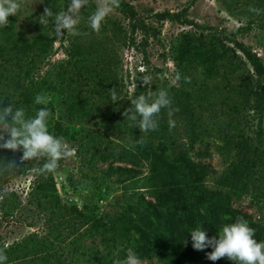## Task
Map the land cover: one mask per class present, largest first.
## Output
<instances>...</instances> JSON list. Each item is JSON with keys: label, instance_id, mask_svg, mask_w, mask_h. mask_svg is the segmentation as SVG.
Wrapping results in <instances>:
<instances>
[{"label": "rangeland", "instance_id": "374dc122", "mask_svg": "<svg viewBox=\"0 0 264 264\" xmlns=\"http://www.w3.org/2000/svg\"><path fill=\"white\" fill-rule=\"evenodd\" d=\"M45 2L17 0V15L9 17L8 26L0 27V49L7 59L4 73L22 83L46 84V103L25 109L26 115L46 107L48 126L59 122L74 137L63 139L69 155L53 172L41 171L46 157L22 161V152L7 149L0 155V202L10 195V208L17 204L10 214L0 211V251L19 244L31 246L34 240L73 264H99L92 250L97 258L116 255L122 246L114 249L105 241L107 235L75 231L73 221L59 216L56 202L85 207L103 217L124 212L130 194L155 204L142 180L175 169L176 146L194 163L209 168L203 184L213 192L225 190L220 180L230 174L240 154L257 162L247 193L234 198L232 206L264 224V115L254 113L239 93L251 67L236 43L225 41L244 61L236 59L232 64L220 56L221 49L213 55L209 51L210 42L227 36L264 61V0H115L116 6L98 31L91 27L90 17L101 4L112 5L113 0H79V7L76 0H58L61 15L72 17L74 25L64 29L46 54L19 51L39 37H53L48 14L43 16ZM190 48L196 53L191 55ZM104 66L109 70H102L99 78L95 70ZM136 73L141 74L140 85L133 79ZM108 75L115 82L110 92L103 83L111 82L104 80ZM145 77L148 85L143 84ZM4 89L13 94V89ZM160 90L168 91L171 107L157 115L156 130L141 132L125 112L132 99L154 97ZM12 100L16 98L3 103L14 105ZM90 132L104 140L98 150L107 160L94 155L96 144L87 139ZM146 147L151 150L150 160L132 157V152ZM116 168L132 172L123 175ZM49 181L56 192L39 193V183ZM33 256L10 264H40ZM55 259L48 264H55ZM136 264L162 263L153 258L136 260Z\"/></svg>", "mask_w": 264, "mask_h": 264}, {"label": "trees", "instance_id": "16d2710c", "mask_svg": "<svg viewBox=\"0 0 264 264\" xmlns=\"http://www.w3.org/2000/svg\"><path fill=\"white\" fill-rule=\"evenodd\" d=\"M45 7L48 10L47 25L53 33V37L51 39L46 35L39 37L31 45L27 44L25 47L20 48L19 51L24 53L34 51L38 52L39 56L46 54L53 43L64 32L62 30L58 33L56 30V17L61 15L58 0H46ZM241 31L242 28L237 29L233 36H236ZM225 41L236 43V47L245 61ZM209 45L211 46L209 51L212 55L213 52L214 54L218 53L216 49H221L220 56L230 61V63L233 64L236 59H240L251 67L249 75L241 80L239 93L246 103L250 105L254 113L263 116L264 61L246 48L242 42H237L227 36H222L217 43L210 42ZM189 50L191 55L196 53L191 48ZM76 51H80L79 48ZM16 57H19L18 54H16ZM6 62L4 50L0 49L1 106L6 107V104L3 103L4 99L16 98V100H12L16 101L15 103L13 102L14 107H22L27 110L34 109L35 96L44 97L48 94V88H45L46 84L35 83L32 80H27L29 83L25 81L22 83L20 79L6 76L4 73ZM105 68L109 70V68L104 66L100 70L96 69L95 74L101 78L102 70ZM29 74L30 72L27 71L26 75L29 76ZM140 75L136 73L133 76L138 85L141 83ZM108 79H111V82L103 81L106 92L112 91L115 84L109 75L104 78V80ZM25 84H28V86ZM4 88L13 89V94H7ZM107 96L110 95L108 94ZM59 106L58 104L56 107ZM53 109H55V106ZM48 127L52 134L62 139L74 137V133L69 129H64L59 122H56L52 127ZM87 139L90 143L96 144L94 155L99 156L104 161L107 160L104 152L98 150L104 140L98 138L92 132L88 133ZM177 151L179 156L175 159V169L167 170L166 175L161 174L157 178L149 176L142 180L144 185L151 190L156 201L155 204L147 202L142 196L130 194L126 197L128 205L124 212L103 217L85 207L79 208L76 205L69 206L61 204L60 201L56 202L57 207H59V216L61 218L67 216L68 220L73 221L71 227L75 231L80 232L84 229V231L87 230L100 236L107 235L109 238L105 237V241L112 245L114 249L118 245L122 246V249L110 258H97L99 256L98 253L92 250L99 264H124L128 256L133 254L136 260L156 258L162 264H235L234 261H230L227 258H221L215 262L209 260L207 254L212 249L206 247L204 250H195L188 234L191 230L202 227V229L207 231L209 237L219 235L224 225L234 222L237 218L246 220L248 225L255 229L254 238L258 242L264 241V224L256 222L251 214L232 206L234 198H240L247 193V185L250 182L249 177H251L252 170L257 166V162L247 159L248 156L245 153L240 154L238 162L233 165L230 174L220 180V185L226 191L213 192L208 190L203 184L210 173L209 168L190 160L182 152L180 146H176L175 153ZM0 152V155H4L5 149H0ZM150 155L151 150L149 147L139 150L138 153L132 152V157L137 161L141 158L148 161L150 160ZM116 170L123 175L132 172L129 168H116ZM50 189L56 192L55 184L52 181L45 184L40 182L38 185V190L41 194L50 193ZM8 196L2 197L0 211L9 212L8 214H10L17 208V204L10 208L7 203ZM41 248L45 249V251ZM50 251V246L46 243L33 240L31 246L19 244L11 250L3 251V253L7 256L5 264H10L12 261H18L21 258H28L32 255H34V258L40 259V264H48L49 260L55 257V264H73L68 259L61 260L58 258L55 251ZM79 253L81 255L85 254L83 251H79ZM8 258L12 260L8 261Z\"/></svg>", "mask_w": 264, "mask_h": 264}, {"label": "clouds", "instance_id": "9594fccd", "mask_svg": "<svg viewBox=\"0 0 264 264\" xmlns=\"http://www.w3.org/2000/svg\"><path fill=\"white\" fill-rule=\"evenodd\" d=\"M76 4L79 7V0H76ZM115 6V0L112 5L101 4L90 17L91 27L98 31L103 18ZM18 11L17 0H0V27L8 26L9 17L16 16ZM254 11L259 14V10ZM47 14L46 9L43 16ZM74 23L72 17L58 15L56 30L59 33L71 28ZM142 81L144 85H148L149 78L145 77ZM112 100L118 101L115 93L112 95ZM34 103L39 105L46 101L42 96L36 95ZM171 104L172 100L167 90H160L154 97L139 95L131 100V106L126 110L125 117H128L133 126L139 128L141 132L154 131L158 127L157 115L162 109L170 108ZM169 114L171 115V112ZM49 116L50 112L46 107L37 109L33 116L28 117L24 108L14 107L12 103L7 107L0 106V149L22 152V161L46 157L41 171L53 172L58 167V162L69 155V150L62 138L49 131ZM169 123L173 124L172 121ZM188 236L195 250H204L206 247L212 249L207 254V258L213 262L227 258L235 264H264V241L258 242L254 238L255 229L242 218L224 225L219 235L209 237L207 231L199 227L191 230ZM6 261L7 256L0 251V264H5ZM124 264H136L134 254L129 255Z\"/></svg>", "mask_w": 264, "mask_h": 264}]
</instances>
